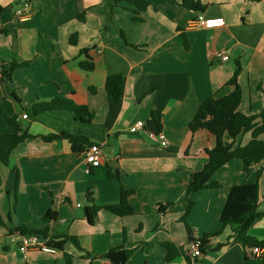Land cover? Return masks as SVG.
<instances>
[{
    "label": "crops",
    "instance_id": "obj_1",
    "mask_svg": "<svg viewBox=\"0 0 264 264\" xmlns=\"http://www.w3.org/2000/svg\"><path fill=\"white\" fill-rule=\"evenodd\" d=\"M18 1L0 0V64L29 65L16 69L12 81L0 72V133L13 132L10 119L25 115V107L56 98L87 106L94 118L82 123L72 112L46 110L28 120L29 133L37 138L18 145L8 166L0 164L5 223L0 224V264H65L62 252L31 251L25 258L19 250L21 235L9 231L19 225L73 236L93 257L122 245L137 248V264H188L186 256L166 263L163 242L189 254L193 237L218 233L209 243L223 246L195 264H262L251 248L229 239L232 231L220 220L230 189L258 181V165L246 173L242 161L232 160L213 176L219 190L190 195L193 237L180 219L187 205L185 185L206 164V150L216 145L207 133L192 136L190 122L206 99L229 92L226 84L236 62L242 67L240 109L255 115L264 111V0H143L148 7L139 12L114 0H27L31 13L25 20L17 16L25 0ZM183 1L198 2L202 10L186 8ZM200 17L222 18L225 25L206 28L196 23ZM86 49L95 64L90 72L79 66ZM220 53L230 59L222 61ZM114 75L124 78L118 104L109 102L105 88ZM153 111L162 116L166 148L144 130L130 132ZM62 133L101 145V166L88 174L84 152H73L65 139L47 143L39 138ZM251 139V132L244 133L237 145ZM115 173L119 179L108 178ZM120 185L136 192L134 215L121 218L102 209L90 224L84 213L90 200L101 207L116 205ZM259 190L264 212V171ZM165 203L175 207L160 213L158 206ZM49 210L56 221L44 222ZM249 235L264 240V218ZM66 252L75 255L73 264H90L74 245L68 244Z\"/></svg>",
    "mask_w": 264,
    "mask_h": 264
},
{
    "label": "trees",
    "instance_id": "obj_2",
    "mask_svg": "<svg viewBox=\"0 0 264 264\" xmlns=\"http://www.w3.org/2000/svg\"><path fill=\"white\" fill-rule=\"evenodd\" d=\"M116 3L126 2L138 8V11H144L148 7V3L143 0H114ZM18 2H22L19 0ZM182 5L192 10H202L198 2L183 1ZM135 21L139 18L135 17ZM75 37H71L70 41L74 43ZM86 57L85 60L79 62L82 70L90 72L94 70L95 64L92 57H89L88 50L80 53ZM26 63H9L0 67V72L4 78L12 81L13 72L20 67H27ZM242 71L241 64L236 62L235 72L232 78L227 82L226 86L229 92L224 95L215 94L206 99L198 108L194 118L190 122L189 128L192 136L198 133H207L212 135L216 141V145L212 149L206 150L207 161L201 170L194 172L190 182L185 185L184 199L187 201L185 213L180 219L183 223L188 235L193 237V231L189 223V215L195 206L194 201L190 200V195L205 190H219L222 186L220 183L213 181L214 174L223 166L232 160H240L243 163L244 172L248 173L252 165H258V181L254 183H242L233 186L228 194L223 212L221 214V223L224 227H230L232 235L229 239L241 242L245 247L252 248L254 246L264 247V240L259 241L249 235L250 229L261 219L264 218V212L260 211V190L259 179L261 178L264 167V111L260 115L250 114L240 109L243 99V91L239 83ZM108 100L110 103L118 104L121 101L124 90V78L122 75L109 76L105 84ZM25 115L14 116L10 119L13 129L11 133H0V164L8 166L13 150L20 144L37 138L29 133V121L39 113L46 110H65L72 112L77 121L89 123L94 118V114L87 106L75 105L69 100L56 98L48 103L34 102L29 107H25ZM26 116V117H24ZM143 130L155 134L162 133V116L160 112L153 111L150 119L145 122ZM251 132L252 139L245 146L237 145V139L244 133ZM44 142H53L55 140L65 139L75 153H83L85 149L92 145L86 138L79 137L70 133H62L60 135L41 136ZM110 179H119V175L108 174ZM0 176V185H1ZM136 196L134 190H128L120 185V201L116 205L98 206L91 199V206L84 209L85 217L90 224H93L94 218L102 209L114 214L118 217H127L134 215L132 207V199ZM264 200V197H262ZM175 207L173 203L160 204L158 211L167 213ZM57 220L54 211L49 210L44 217V222H53ZM0 224L5 223L0 215ZM10 233L15 235L27 236L36 235L56 252H62L65 258V264H73L75 255L66 252L68 244L74 245L78 250L83 251L81 258L89 259L90 264L95 260H100L104 264H127V262L136 253L137 248L128 249L123 245L111 248L107 253L93 257L85 251L78 239L70 235L49 234L47 229L37 230L30 229L25 225L9 229ZM218 233H205L199 238L193 237V243L197 244L202 254L209 251L218 250L223 245L212 246L209 243L210 238ZM162 246L166 250L164 261L166 263L173 262L176 258L189 254L184 247L178 246L172 242L165 241ZM264 261V259H263Z\"/></svg>",
    "mask_w": 264,
    "mask_h": 264
},
{
    "label": "built area",
    "instance_id": "obj_3",
    "mask_svg": "<svg viewBox=\"0 0 264 264\" xmlns=\"http://www.w3.org/2000/svg\"><path fill=\"white\" fill-rule=\"evenodd\" d=\"M31 7L30 3L25 0L22 3L21 8L17 12V16L21 20H25L30 16ZM196 23L206 27V28H214V27H222L225 25V21L222 18L217 19H204L200 17ZM222 61H228L230 59L228 54H219ZM2 64H0V67ZM26 117V116H24ZM145 123L138 122L130 128L131 133H136L139 130H143ZM150 139L157 145L166 148L168 146L167 141L162 137L161 134H155L152 132H147ZM85 162H86V173H91V171L95 168H98L102 164L103 152L102 146L97 144H92L88 146L85 151ZM20 253L26 258L28 253L31 251H41L46 253H56V249L48 246L45 241L41 240L36 235H27L21 236V240L19 243ZM202 252L197 244L193 243L189 252V262L188 264H195L197 260L202 257ZM251 255L255 258L260 259L262 264H264V247L254 246L251 248Z\"/></svg>",
    "mask_w": 264,
    "mask_h": 264
},
{
    "label": "rangeland",
    "instance_id": "obj_4",
    "mask_svg": "<svg viewBox=\"0 0 264 264\" xmlns=\"http://www.w3.org/2000/svg\"><path fill=\"white\" fill-rule=\"evenodd\" d=\"M136 255H134L128 262L127 264H137V260H136ZM139 261V259H138Z\"/></svg>",
    "mask_w": 264,
    "mask_h": 264
}]
</instances>
